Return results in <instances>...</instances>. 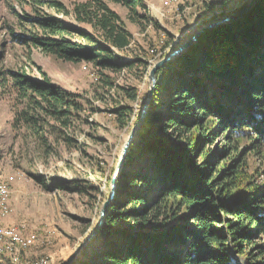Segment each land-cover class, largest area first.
I'll use <instances>...</instances> for the list:
<instances>
[{"label": "trees", "instance_id": "16d2710c", "mask_svg": "<svg viewBox=\"0 0 264 264\" xmlns=\"http://www.w3.org/2000/svg\"><path fill=\"white\" fill-rule=\"evenodd\" d=\"M39 1L74 22L17 15L9 45L27 48L29 60L37 48L90 63L101 86L114 88L105 71L135 63L120 61L133 35L114 5L126 7L132 21L151 22L145 1L79 0L70 8ZM217 1L224 7L229 0ZM40 71L34 76L0 53V98L11 100L14 138L46 154L77 146L82 94ZM157 76L106 222L74 264H264V0L243 18L204 31ZM124 90L138 99L136 89ZM113 111L130 127L140 113L128 103Z\"/></svg>", "mask_w": 264, "mask_h": 264}, {"label": "rangeland", "instance_id": "374dc122", "mask_svg": "<svg viewBox=\"0 0 264 264\" xmlns=\"http://www.w3.org/2000/svg\"><path fill=\"white\" fill-rule=\"evenodd\" d=\"M59 1L70 8L79 0ZM144 1L151 22L142 18L132 21L126 7L114 5L133 35L129 47L119 51L120 61L135 63L119 72L106 70L115 82V87L108 89L101 86L97 80L100 74L90 63L63 61L37 48L31 49L29 60L27 48L14 42L9 45L10 29L19 20L17 15L37 17L45 13L74 22L71 14L39 0H0V53L6 54L7 62L12 66L25 64L28 72L37 77L40 70L46 71L54 83L81 93L84 104L83 119L75 135L78 145H59L46 154L33 142L14 138L11 100L0 98V179L9 187L0 228H15L21 239L20 244H13L10 237L0 238L1 246L11 244V250L2 251L0 259H8L10 264L59 262L94 227L131 128L130 122L121 126L113 108L128 103L139 111L149 89L148 75L153 64L193 34L202 25L201 19L211 14L202 8L205 0ZM239 1L230 0L225 8L217 5L216 9L225 15ZM124 88L136 89L138 99H129ZM8 215L11 220L6 221ZM25 252H32L29 258Z\"/></svg>", "mask_w": 264, "mask_h": 264}, {"label": "water", "instance_id": "95a60500", "mask_svg": "<svg viewBox=\"0 0 264 264\" xmlns=\"http://www.w3.org/2000/svg\"><path fill=\"white\" fill-rule=\"evenodd\" d=\"M206 1V0H205ZM230 1V0H229ZM228 1V3H229ZM207 2L212 4V9L209 10L211 14L207 16V21H203L201 19L202 25L190 36H188L182 43L176 44L171 51H169L166 55L161 57L157 60L152 68L149 71L148 80H149V89L144 100V103L141 106L139 117L135 121V123L131 126L129 133L127 134L125 141L122 145L121 152L117 164L115 166V170L111 176L110 180V192L108 197L103 202L100 212L98 215V219L94 225V227L81 239V241L74 247V249L59 262H53L50 264H74L76 259L79 255L90 245V243L97 237L101 227L105 224L108 210L112 206V201L116 195L117 188H118V178L123 170L126 156L130 150L131 145L137 138L138 131L142 124L145 121L149 106L151 104L152 98L154 96V90L158 82L157 71L175 59L176 57L180 56L184 52L188 50V48L194 44L201 34L206 31L207 29L217 27L224 23H231L243 18L258 2L259 0H240L237 2V7L233 9L230 13L225 15H221L219 10L216 9L217 5L220 6L217 0H207ZM217 2V3H216ZM227 3V5H228ZM216 4V5H215ZM226 5V6H227ZM226 6L222 7V9ZM214 17V18H210ZM176 39L175 41H177ZM174 41V42H175ZM179 42V41H178ZM177 43V42H176Z\"/></svg>", "mask_w": 264, "mask_h": 264}, {"label": "bare ground", "instance_id": "6f19581e", "mask_svg": "<svg viewBox=\"0 0 264 264\" xmlns=\"http://www.w3.org/2000/svg\"><path fill=\"white\" fill-rule=\"evenodd\" d=\"M8 194H9L8 185L2 179H0V215L6 212L7 205H8V202H7ZM16 233L17 232L15 228H9V229L0 228V238L1 239L10 237L12 239L13 244L15 243L20 244L21 239L17 236ZM6 249L11 250V244L8 243V245H5V244L3 246L0 245V254L2 251Z\"/></svg>", "mask_w": 264, "mask_h": 264}, {"label": "crops", "instance_id": "0c3cea01", "mask_svg": "<svg viewBox=\"0 0 264 264\" xmlns=\"http://www.w3.org/2000/svg\"><path fill=\"white\" fill-rule=\"evenodd\" d=\"M11 215H8L7 217H6V221L8 220H11V217H10ZM26 253V258H29V255L32 253V252H25ZM35 253V252H34ZM40 257V256H39ZM36 258H38V255L35 253V256H33V259H36ZM0 264H10V262H9V260L8 259H5V258H1L0 259Z\"/></svg>", "mask_w": 264, "mask_h": 264}]
</instances>
